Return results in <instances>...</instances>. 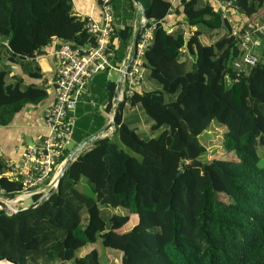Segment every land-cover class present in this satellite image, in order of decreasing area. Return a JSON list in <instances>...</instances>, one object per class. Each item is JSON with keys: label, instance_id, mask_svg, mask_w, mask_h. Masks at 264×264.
Returning a JSON list of instances; mask_svg holds the SVG:
<instances>
[{"label": "trees", "instance_id": "obj_1", "mask_svg": "<svg viewBox=\"0 0 264 264\" xmlns=\"http://www.w3.org/2000/svg\"><path fill=\"white\" fill-rule=\"evenodd\" d=\"M138 1L147 25L155 24L143 64L160 88L125 95L115 133L139 158L112 137L93 141L41 204L12 214L0 209V259L18 264L114 263L109 253L101 252L104 248L120 252V264H264V165H259L264 155V36L259 60L243 69L236 65L242 61L241 41L209 2L180 0L176 10L184 22L168 32L164 20L171 3ZM127 2L135 8L134 0ZM235 4L248 23L264 24V0ZM86 23L72 0H0V40L7 42L0 49V124L10 123L25 104L48 96L44 86L7 83L1 52L6 49L10 58L27 60L42 55L55 38L94 45L97 37ZM204 30L224 33L208 45L200 39ZM133 34L131 25L115 28L112 37L119 46L114 64L125 58ZM186 52L195 57L192 70ZM33 76H42L38 65ZM167 94L174 99L167 101ZM125 103L138 105L152 121V130L160 133L141 138L123 119ZM213 121L223 126V149L235 158L207 159L201 135ZM74 137L76 146L86 138L76 132ZM5 167L0 156V195L12 199L22 181L4 175ZM39 198L34 195L32 201ZM117 208L127 213H117ZM129 223L131 236H120L118 231Z\"/></svg>", "mask_w": 264, "mask_h": 264}, {"label": "built area", "instance_id": "obj_2", "mask_svg": "<svg viewBox=\"0 0 264 264\" xmlns=\"http://www.w3.org/2000/svg\"><path fill=\"white\" fill-rule=\"evenodd\" d=\"M112 1L101 0L102 23L87 19L88 31L97 37L94 45L62 43L57 51L60 64L56 71L55 101L45 114L48 133L39 145L28 147L20 161H6L3 174L11 180L22 181V189L17 193L12 207L34 195H40L38 200L49 197L47 194L58 184L59 171L67 158L62 161L60 159L73 140L75 110L81 93L97 74L116 69L113 62L115 50L110 42L116 28ZM221 7L224 19L228 18L224 9L231 8L237 12L239 9L235 0H222ZM147 24L148 22L140 33L136 47L132 44L134 52L127 55L126 70H121L122 83L121 91L116 95L117 103L123 101L125 95L131 96L143 82L144 54L151 44L155 29V24ZM230 29L241 41L243 50L242 61L236 65L243 69L254 65L259 60L257 51L263 44L261 37L264 36V24L259 20L244 25L230 23ZM41 57L42 55L37 54L33 59ZM2 197L0 195V199L7 202ZM24 207L26 206L14 208ZM0 209L3 208L0 206ZM5 210L7 214H12V211Z\"/></svg>", "mask_w": 264, "mask_h": 264}, {"label": "crops", "instance_id": "obj_3", "mask_svg": "<svg viewBox=\"0 0 264 264\" xmlns=\"http://www.w3.org/2000/svg\"><path fill=\"white\" fill-rule=\"evenodd\" d=\"M72 1L75 13L78 16L102 23L103 17L101 0ZM165 1L170 2L172 5L170 13L164 20V26L167 28L168 32H171L181 26L180 23L184 22V17L176 10L179 6L180 0ZM205 1L209 2L215 10H220L222 18L224 19L221 0ZM116 3L120 4V6L116 8L113 7L115 26L117 28L123 27L125 24L133 26V40L131 45L128 47L125 58L121 61H116V69L103 72L107 75L105 78L101 77L103 74H97L99 77L96 75L79 97L75 110L76 122L74 133L76 132L84 135L86 137L85 140L97 133H102L100 138L107 136L111 137L116 130V126H114L104 131L107 125L111 122L115 108L118 104L116 95H118L121 91L120 86L122 82L119 84V87H117V82L122 75L121 70L125 68L128 53L132 54L134 52L132 44H134L138 27L144 21L141 6L136 2H134L135 8L133 9L129 7L127 0H116ZM112 4L114 5L113 1ZM224 10H226V14L228 16L226 20L229 25L232 22L235 25H244L248 23L247 19L240 15L239 12L231 8ZM132 13H135V15H132ZM196 29L197 27L191 28L192 31H195ZM220 33L224 32L215 30L208 33L204 30L200 39L203 43L210 45L216 41ZM110 42L114 47V50H116L119 46V41L116 36L112 37ZM62 43L63 42L57 38L53 39V41L44 49L42 57L38 60L12 59L6 49L1 52V65L7 70V83L20 82L22 86L36 84L46 87L48 91V96L43 101L37 104H25L17 113H15L10 123L6 125L0 124V156L4 158L5 161H20L23 158L25 150L28 147L39 145L48 133V129L45 124V114L53 106L55 101L56 71L60 64L57 51ZM5 46H7V42L0 40V49ZM257 52L259 53V51ZM188 57L189 68V64L193 60L194 56L188 53ZM184 58L186 59V57ZM37 65L39 66L42 74L41 78L33 76ZM113 73L116 74L117 77L112 78ZM144 86H146V84L145 82H142L138 89L144 90ZM122 114L123 119L131 127L137 129H140L143 121L147 122L144 112L138 105L130 106L128 103H125L122 109ZM74 133L71 145H75L76 148L79 144L76 146V137H74Z\"/></svg>", "mask_w": 264, "mask_h": 264}, {"label": "rangeland", "instance_id": "obj_4", "mask_svg": "<svg viewBox=\"0 0 264 264\" xmlns=\"http://www.w3.org/2000/svg\"><path fill=\"white\" fill-rule=\"evenodd\" d=\"M132 15H135V13H132ZM194 60L195 59L193 57V60L189 64V70L193 69ZM98 75H102L101 77H104V78H105V76H107L104 73H99ZM98 75H97V77H99ZM113 77H117L116 74L113 73L112 78ZM143 82H145V84H146V86L143 87L144 90H156V89L160 88V86L151 79L149 70L145 72L144 81ZM165 97H166L167 101H172L174 99V95L167 94V95H165ZM127 110H129V109H127ZM146 118H147L146 119L147 122L143 121V124H141L140 129H137V132L139 133L141 138H143L145 140H148V139L156 137L160 133V131H153L152 128H151L152 127V125H151L152 121L147 116H146ZM223 132H224L223 126H221L217 121H213L211 128L201 135V142L204 143L207 146V148H208V152H209L208 157H207L208 160H212L214 158H221V157L222 158H235L234 155L226 153L224 151V149H223V146H222L223 145V140H222ZM111 137L127 153H129L133 157L139 158V156H137L136 153H134L133 151L128 149L120 141L118 135L115 132L113 133V135ZM74 150H75V145H73V144L71 145L70 144L68 146V155H67V157ZM259 165L260 166L264 165V155H263V158H262V160H261ZM2 198L4 200H6L8 203H10L9 205L11 206V204L15 203V200H16L17 197L12 198V199L6 198V197H5L6 199L4 197H2ZM222 199L225 200V201L227 200V198L224 197V196L222 197ZM31 203H32V198H28V199H25L24 201L20 202L16 206H13V207L11 206V207L12 208H14V207L16 208V207L28 206ZM115 210H117V213H120V214L127 213V211L125 209H123V208H117ZM135 220H136V216L132 215L131 223L133 224L135 222ZM131 227H132V225L129 223V225L127 227L120 229L118 231L120 233V236H131V233L129 231ZM101 252L103 254H107V253L110 254V257H111V259L114 262L112 264H120V262H119V259H120V256H121L120 252L115 251V250H108V249H104V248H103V250ZM114 252H116V255H111ZM0 264H8V263H0Z\"/></svg>", "mask_w": 264, "mask_h": 264}, {"label": "water", "instance_id": "obj_5", "mask_svg": "<svg viewBox=\"0 0 264 264\" xmlns=\"http://www.w3.org/2000/svg\"><path fill=\"white\" fill-rule=\"evenodd\" d=\"M134 2H136L137 4H139L141 6V9H142V13H143V16H144V21L143 23L138 27L137 29V32H136V35H135V41H134V46L136 47L137 43H138V40H139V36H140V33L143 29V27L146 26V23L148 22V19L146 17V14H145V10L144 8L142 7V5L139 3L138 0H134ZM223 20V24L224 23V19ZM188 47V42L186 41L185 42V48ZM188 51V50H187ZM185 57H186V65H188L189 63V57H188V52L185 53ZM126 70V69H124ZM121 80H122V75L120 77V79L118 80L117 82V87H119V84L121 83ZM226 85L229 86L230 83H229V79L226 78ZM120 110H121V102H119L115 108V112H114V115L111 119V122L107 125V127L104 129V131L108 130L109 128L111 127H114L116 125V120L119 116V113H120ZM101 134L102 133H97L89 138H87L86 140H84L81 144H79L74 151H72L69 156L67 157L66 161L63 163L60 171H59V174H58V184L51 188V190L48 192L47 195H51L53 194L54 192H56L58 190V186H59V182L60 180L62 179L63 175L65 174V172L67 171V169L69 168L70 164L72 163V161L75 159V157L84 149L86 148L89 144H91L93 141H95L96 139L100 138L101 137ZM182 171H180L178 174H180ZM44 200H37L35 202H32L30 205L22 208V209H14L12 208L7 202L3 201L0 199V206L1 208L3 209H8L10 211H12V213H19V212H23V211H27V210H30L32 208H35L36 206H38L39 204H41ZM0 263H8V264H18L16 261H13V260H9V259H0Z\"/></svg>", "mask_w": 264, "mask_h": 264}]
</instances>
